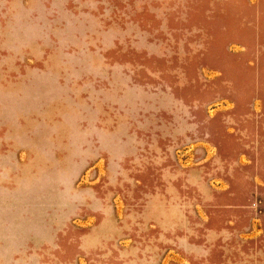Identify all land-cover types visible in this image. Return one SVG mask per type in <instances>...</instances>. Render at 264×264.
<instances>
[{
	"label": "rangeland",
	"instance_id": "rangeland-1",
	"mask_svg": "<svg viewBox=\"0 0 264 264\" xmlns=\"http://www.w3.org/2000/svg\"><path fill=\"white\" fill-rule=\"evenodd\" d=\"M0 264H264V0H0Z\"/></svg>",
	"mask_w": 264,
	"mask_h": 264
}]
</instances>
